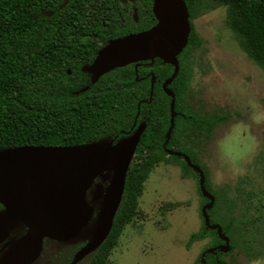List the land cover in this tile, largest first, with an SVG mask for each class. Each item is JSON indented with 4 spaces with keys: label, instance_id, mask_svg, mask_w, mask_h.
I'll list each match as a JSON object with an SVG mask.
<instances>
[{
    "label": "trees",
    "instance_id": "obj_1",
    "mask_svg": "<svg viewBox=\"0 0 264 264\" xmlns=\"http://www.w3.org/2000/svg\"><path fill=\"white\" fill-rule=\"evenodd\" d=\"M184 2L190 31L176 55L178 72L166 84L175 96L174 125L166 142L171 94L163 83L172 75L173 63L156 56L113 68L94 81L88 70L111 41L156 23L152 0H0V148L114 143L139 131L109 232L92 254L75 264H106L157 163L179 166L182 177L191 171L198 175L192 165L205 174L201 158L216 126L229 115L190 98L189 61L201 43L192 20L213 7L226 6V22L240 48L264 69V0ZM98 182L103 181L94 174L87 186L94 227L102 195ZM214 208L215 200L206 209L209 222L220 231L203 222L190 236L195 241L211 232L216 238L204 249L199 264H229L222 255L233 246L234 231L222 217L212 218Z\"/></svg>",
    "mask_w": 264,
    "mask_h": 264
},
{
    "label": "rangeland",
    "instance_id": "obj_2",
    "mask_svg": "<svg viewBox=\"0 0 264 264\" xmlns=\"http://www.w3.org/2000/svg\"><path fill=\"white\" fill-rule=\"evenodd\" d=\"M192 24L201 43L189 61L190 98L210 111L222 108L229 118L216 126L201 158L202 185L199 172L182 177L177 165L161 161L151 169L132 221L124 225L106 264H199L216 238L211 232L195 241L190 236L202 228L203 208L214 200L212 218L222 217L234 231L223 260L264 264V69L240 48L227 25L226 6L211 8ZM133 140L134 135L118 140L113 150L125 159ZM74 157L59 150L0 148V264H56L55 255L66 249L79 250L78 261L93 253L88 244L98 228L89 220V188L71 175L77 173ZM120 163L117 159L101 173L105 180L97 191L103 194ZM41 173L55 178L57 200L49 206L35 203L27 188L28 178Z\"/></svg>",
    "mask_w": 264,
    "mask_h": 264
},
{
    "label": "water",
    "instance_id": "obj_3",
    "mask_svg": "<svg viewBox=\"0 0 264 264\" xmlns=\"http://www.w3.org/2000/svg\"><path fill=\"white\" fill-rule=\"evenodd\" d=\"M152 11L156 17V23L147 30H143L137 33L129 34L127 36L115 39L111 41L105 48H103L93 64L89 66L88 70L92 74V80H96L101 74L116 68L122 67L129 63L139 62L146 59L153 60L154 57L158 56L165 62L174 64V71L170 77H168L164 83V89L171 94L170 102V117L171 124L167 132L166 142L169 140L170 131L174 125V101L175 96L171 89L166 87V84L170 82L177 74L179 69L178 60L176 55L182 50L187 42V37L190 31V25L188 20L187 7L184 0H152ZM47 15L51 12H46ZM139 131L135 132L133 140V148L129 150L128 155L123 158L121 153H117L113 150V142L91 144L87 146H74V147H51V148H15L8 149L11 152L16 153L18 151H37L43 154L52 153L53 150H59L64 153H71L75 155V166L77 173L74 174L76 177H80L81 183L84 186H88L91 177L96 174L102 181L101 173L108 172V166H112L114 161L118 159L121 161L120 167L115 169L116 175L112 172L108 183L105 186L102 198L104 204L100 203V211L97 218L96 227L98 228L97 233L90 240L88 246H91L94 250L106 237L112 224L114 213L118 207L121 199V195L124 188L126 168L129 164L130 157L134 154V148L138 139ZM132 136V135H131ZM112 159V164L108 163ZM187 162L189 160L186 158ZM104 161V162H103ZM200 173L201 185L204 178L202 170L192 165ZM29 179V195L32 196V200L35 203L42 205L54 204L57 200V193L55 189V178L53 175L38 174L33 175ZM206 194L205 190H202ZM105 193V196H103ZM211 199L209 203H212L213 197L208 194ZM101 198V201H102ZM208 207V206H207ZM206 207L203 208L205 216V223L213 228L217 227L220 231L219 226L211 225L205 214ZM91 207H89V216ZM102 211V212H101ZM103 217L102 222L99 219ZM87 219V218H85ZM226 240V244H227Z\"/></svg>",
    "mask_w": 264,
    "mask_h": 264
},
{
    "label": "flooded vegetation",
    "instance_id": "obj_4",
    "mask_svg": "<svg viewBox=\"0 0 264 264\" xmlns=\"http://www.w3.org/2000/svg\"><path fill=\"white\" fill-rule=\"evenodd\" d=\"M62 250H59L57 252V258H56V264H75L76 262H83L89 255L88 254H85V255H81L82 258L81 260H77L78 259V255H79V250H77L76 252L73 250V249H66L65 251L66 252H61ZM64 253V254H63ZM77 260V261H76Z\"/></svg>",
    "mask_w": 264,
    "mask_h": 264
},
{
    "label": "crops",
    "instance_id": "obj_5",
    "mask_svg": "<svg viewBox=\"0 0 264 264\" xmlns=\"http://www.w3.org/2000/svg\"><path fill=\"white\" fill-rule=\"evenodd\" d=\"M103 179V178H102ZM104 180V179H103Z\"/></svg>",
    "mask_w": 264,
    "mask_h": 264
}]
</instances>
